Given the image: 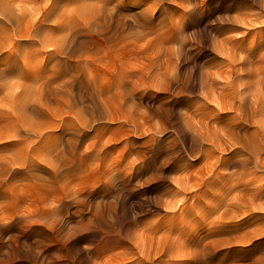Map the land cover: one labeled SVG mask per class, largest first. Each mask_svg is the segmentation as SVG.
Returning a JSON list of instances; mask_svg holds the SVG:
<instances>
[{"label":"clouds","instance_id":"clouds-1","mask_svg":"<svg viewBox=\"0 0 264 264\" xmlns=\"http://www.w3.org/2000/svg\"><path fill=\"white\" fill-rule=\"evenodd\" d=\"M222 3L0 0V264H211L264 241V210L233 201L264 203V0ZM201 226L220 234L190 243Z\"/></svg>","mask_w":264,"mask_h":264},{"label":"rangeland","instance_id":"rangeland-1","mask_svg":"<svg viewBox=\"0 0 264 264\" xmlns=\"http://www.w3.org/2000/svg\"><path fill=\"white\" fill-rule=\"evenodd\" d=\"M227 3V0H224V3L221 4L220 9H213V11L216 10H223L225 5ZM224 55H228L229 53L227 51L223 52ZM47 107L50 110V113L53 117L57 116L58 109L56 107L51 106L50 104L46 103ZM48 110V111H49ZM13 138V137H12ZM11 137L4 138V139H12ZM215 165L209 161L206 164V169L211 170ZM180 183V181H178ZM196 186L194 183L188 182L187 178H185L184 182L181 183V187L185 191H190L191 188ZM261 195L264 196V192H261ZM234 203L237 204H247L250 205L251 209L253 211H260L264 210V203H260L257 201L254 196L250 193H236L233 197ZM179 204V201L176 200H169L165 202V206L169 209H174ZM256 220V217H250L246 219L241 225L237 227H229L227 229H224V232H231V231H237L251 223H253ZM220 233H214L208 231V229L204 226H201L196 232L191 233L189 235V242L192 244H197L203 239L211 238L214 235H218ZM216 244H222L226 242H214ZM264 251V241L257 242L255 245L248 249L240 250V249H231V250H224L219 253H217L215 256L211 257V264H217L218 261H224V264H227V261L236 259V258H242V259H250L253 256L259 254V252ZM110 264H125L123 254L113 257L110 261Z\"/></svg>","mask_w":264,"mask_h":264},{"label":"bare ground","instance_id":"bare-ground-1","mask_svg":"<svg viewBox=\"0 0 264 264\" xmlns=\"http://www.w3.org/2000/svg\"><path fill=\"white\" fill-rule=\"evenodd\" d=\"M19 13L21 15H29L31 16L33 19H35V17H37L39 15V10L37 8H34L31 4H27L24 5L22 7H20L18 9ZM0 47H7L10 48L12 47V41L11 40H0ZM19 87L18 84H16L15 82L10 83L8 85V94L10 97H14L16 95V91L17 88ZM37 99H39V97H37ZM5 107H11V105H5ZM44 107L49 110V108L47 107V104L44 103ZM50 112V110H49ZM15 135L14 129H12L11 127L7 126V125H0V136H2L3 138H8V137H13ZM8 162L12 163L13 159L12 158H8Z\"/></svg>","mask_w":264,"mask_h":264}]
</instances>
